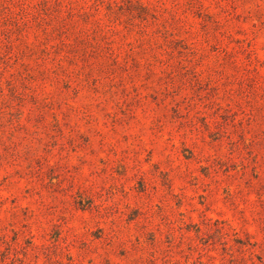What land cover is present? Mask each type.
Segmentation results:
<instances>
[{"label": "rangeland", "instance_id": "obj_1", "mask_svg": "<svg viewBox=\"0 0 264 264\" xmlns=\"http://www.w3.org/2000/svg\"><path fill=\"white\" fill-rule=\"evenodd\" d=\"M0 264H264V0H0Z\"/></svg>", "mask_w": 264, "mask_h": 264}]
</instances>
